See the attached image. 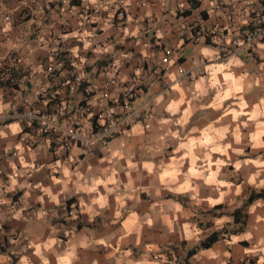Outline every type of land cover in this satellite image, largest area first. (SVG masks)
I'll return each mask as SVG.
<instances>
[{
	"label": "clouds",
	"instance_id": "1",
	"mask_svg": "<svg viewBox=\"0 0 264 264\" xmlns=\"http://www.w3.org/2000/svg\"><path fill=\"white\" fill-rule=\"evenodd\" d=\"M55 2L0 0V84L17 82L13 70L22 85L34 84L23 105L19 93L13 98L0 88V142L10 169H0V243L7 236L9 248L0 264H13V256L15 264H264L259 0H202L208 21L198 11L177 19L193 10L190 0H83L81 8L62 0L58 10L48 7ZM24 8L31 19L20 15ZM121 8L127 21L120 13L117 26ZM200 24L205 31L193 36L191 25ZM62 42L73 93L81 82L91 85L90 98L80 95L75 104L66 98L67 73L64 92L44 81L56 64L45 59ZM100 57L108 59L99 64ZM145 63L155 71L145 73ZM141 86L147 92L137 91ZM41 94L65 97L54 106L58 114L42 117L33 107ZM85 101L87 109L60 120ZM34 119L42 125L37 135L25 131ZM43 130L70 138V154L63 147L48 152L52 139L39 143ZM16 192L23 195L13 203Z\"/></svg>",
	"mask_w": 264,
	"mask_h": 264
},
{
	"label": "crops",
	"instance_id": "2",
	"mask_svg": "<svg viewBox=\"0 0 264 264\" xmlns=\"http://www.w3.org/2000/svg\"><path fill=\"white\" fill-rule=\"evenodd\" d=\"M82 2L83 0H71V5L75 8H81V5H82ZM190 2L192 3L193 5V10L190 11V12H183V13H180L177 17V19L180 18V16H183L185 19H188L189 17H191L195 12H199V18L202 20V21H208L209 20V16H208V13L206 11H200V8H201V3H202V0H190ZM63 3H62V0H56L55 3H52L51 5H49L48 7L52 8V9H59L61 7H63ZM44 11L47 13L48 12V8H45ZM139 10L137 9V12ZM258 12H264V0H259V3H258ZM120 13H123L124 14V22L126 23L127 21V13L124 12L123 8L119 9L118 13H117V17H116V25L118 26L120 23H121V19H120ZM91 15V12L89 13ZM20 15L22 16H27L29 19L32 18L33 16V12L31 9H28V8H24L22 9ZM106 15V14H105ZM91 27L93 28H96L98 27L96 24H92ZM192 27V34L193 36H196L198 37L200 34H202L204 31H205V28H204V25L203 24H200V25H191ZM62 32L65 31L63 28L60 29ZM227 34V32H225ZM98 36H103V32H100L98 31L96 33ZM147 33L145 34V36L147 37ZM182 39L185 40V45L187 46L191 41L189 39V36L188 35H184L181 37ZM109 41H114L115 40V36L112 35V36H109L108 37ZM207 42L209 44H211L210 40H207ZM264 42V41H262ZM127 44L131 45L132 44V41L129 40L126 42ZM153 43H155V41L153 40ZM60 48H63L65 50V45L64 43L62 42L61 45H60ZM167 48V44L164 45L163 48H160V47H157L155 48L154 50L157 51V52H160V51H163L164 49ZM125 50V47L124 46H121V45H117V51H124ZM66 54H65V60H66V64H71V56L70 54L65 50ZM251 55L254 57V59L259 62V57L256 55V53H251ZM87 56L89 57V59H92L93 57V54L91 52L87 53ZM47 59L48 57H46L45 59V63L47 64ZM108 57H100L98 60H97V63L99 64H104V61L107 60ZM180 63H184V60L181 59ZM106 66V65H105ZM68 67L69 65H65L64 69H57L56 70V74H55V77L51 78L52 80H50L49 82L54 86L55 88V91L56 92H64L65 89H64V80L62 78V73H67V79L70 78V75H69V71H68ZM95 68V65H89L85 68V71L89 72V73H92L93 70ZM155 69V66L153 65L151 67V70H150V66L145 63L144 64V71L145 73L147 74H151L152 70ZM8 69H5L4 72H7ZM14 72V70H13ZM162 75H163V72H162ZM161 75V76H162ZM40 77L38 76L37 79H39ZM97 78H98V74H97ZM58 79L60 80V84L57 85V81ZM86 83V82H85ZM81 87V86H80ZM79 86H77L78 88V92L77 93H73V89L72 87L68 86V88L66 89V98L72 102V103H76L78 97L80 95H83L82 94V91H81V88ZM0 88H5L8 92V94H10L13 98L16 97V94L19 93L21 95V97L23 98L21 101H19L18 103H22L23 101H28V98L32 95V92H33V89H34V84L33 82H31V80H29L27 82V84L24 86V88L22 89H12L10 88V86L7 84V85H4V84H0ZM141 88L144 90V92H147L145 90V87L144 86H141ZM52 90H50L51 92ZM65 97H62L60 95H56L55 98L53 99L52 95H43L42 94V99H44V102L45 100H48L49 103L46 105V111L47 113L49 114V116H53L54 111V106L56 105H60L62 100L64 99ZM74 108V107H73ZM19 111L21 113H23V109L21 108V106L19 107ZM57 113V112H56ZM72 114V113H71ZM60 120L63 121L65 120L63 117H60ZM39 124L36 123L34 126L32 127H25V131L32 134V135H37V133L34 131V130H38L37 129V126ZM59 134L57 132H53L52 134L48 135V136H43L42 134H39V143H43L45 140H47L48 138H51L52 139V142L55 140V138L58 136ZM20 138L17 137V140H19ZM33 147H37L38 145L37 144H33L32 145ZM3 147H4V142H0V169H6L7 171H10V169L7 168V158L4 156V153H3ZM49 152V150H48ZM94 155H97L99 156L100 155V152L98 150L94 151ZM83 159V158H81ZM0 176H3L2 173H0ZM4 179H6V176H3ZM38 179H44L42 176L39 177ZM47 182V181H45ZM23 195L22 192H16L14 195H11V199L13 201V203H17L20 201V197ZM143 199L147 200V197H142ZM76 201L74 199H70L68 201V210H69V213L71 212V205L73 203H75ZM220 209H216V211H219ZM81 227H83V225H81ZM79 230V229H78ZM11 231V228L8 224H5L4 226V232L7 233V232H10ZM18 235V233H17ZM15 238V237H14ZM8 244V238L7 236L3 237V242L0 243V253H8L9 252V248L6 246ZM244 247H247V245H244ZM189 257H191L192 253H189L188 254ZM15 259L16 257L13 256L12 257V260H13V264H15ZM232 264H237V261L234 259L232 261ZM242 264V262H241ZM253 264H255V262L253 261Z\"/></svg>",
	"mask_w": 264,
	"mask_h": 264
},
{
	"label": "built area",
	"instance_id": "3",
	"mask_svg": "<svg viewBox=\"0 0 264 264\" xmlns=\"http://www.w3.org/2000/svg\"><path fill=\"white\" fill-rule=\"evenodd\" d=\"M253 19H257V15H256V13H253ZM258 19L259 20H261V21H264V12L262 13H260L259 12V16H258ZM260 27L261 28H264V23H261L260 24ZM252 31L254 32L255 31V28H253L252 29ZM224 35H227L226 33H224ZM245 39H246V37H245ZM208 40H210V42L212 43V41H211V35H209L208 36ZM262 42V41H261ZM61 50L59 51V53L58 54H56L55 55V57H51V56H49L48 57V59H47V64L48 63H51V61L53 60V59H55V61H56V64H55V66L53 67V70L50 72V73H48L47 72V70H46V72H45V77H44V81H45V83H49V79H51L53 76H54V72L57 70V69H60V62H63V68H61V69H64V67H65V65H66V60H65V54H66V52H65V50L63 49V48H60ZM250 52H251V50H250ZM67 65H69V67H68V71H69V75H70V78H68L69 80H71V84L69 85L70 87H72V85H76L77 84V82H76V79H75V76H73L71 73L73 72V69H72V64H67ZM58 67V68H57ZM57 68V69H56ZM152 71H155V69H153ZM160 75H162V71L160 72ZM13 76L16 78V83H11V82H9L8 83V85L10 86V88H12V89H22V88H24V86L27 84V82H25L23 85L21 84V82H20V77H19V75L14 71L13 72ZM40 79V78H39ZM77 86H81L80 88H81V91H82V94H83V96H86V97H89L90 98V95H89V93L87 92V91H85V89L86 88H88V87H90L91 85H89V84H87V82L85 83V82H81V83H79ZM145 87V86H144ZM139 90H142V91H144L142 88H140V89H138L137 91H139ZM145 90L147 91L148 90V88L147 87H145ZM91 95H95V92H93ZM27 101H23L21 104L23 105V104H25ZM123 102H124V97H123V95H121V97H120V103H121V105H123ZM112 103L113 102H111V101H109V104H110V106L112 105ZM33 107L36 109V110H38V112H39V114L42 116V117H52V116H49V114L47 113V111H46V105H45V102H44V99H42V94L41 95H39L38 97H37V99H36V101H35V103H34V105H33ZM87 107H88V105H87V103H86V101L84 102V103H80L79 105H78V107H74V108H72L71 110H70V112L69 113H66L65 114V116H62L64 119H71L72 117H74L75 115H76V113L78 112V111H80V110H82V109H87ZM21 108L23 109V112L25 111V108L23 107V106H21ZM72 113V114H71ZM55 114H58V111H57V113H55ZM54 115V114H53ZM36 123H38L39 125L37 126V129L39 130V129H41L42 128V125H41V123H40V120L39 119H34V120H32V122H31V127L32 126H34ZM92 123L93 124H95L96 123V120L94 119L93 121H92ZM75 127H79V125L77 124V125H74ZM54 131H49V130H43L40 134H42L43 136H48V135H50V134H52ZM70 139V138H69ZM69 139H61V137H60V134L55 138V140L53 141V143H52V145H51V147L48 149L49 150V152L50 153H55L56 152V150H57V148H59V147H63V148H65V149H69V151H68V153L67 154H70V148H69ZM77 143V146H80L79 145V142H76ZM80 158H84V157H80Z\"/></svg>",
	"mask_w": 264,
	"mask_h": 264
},
{
	"label": "trees",
	"instance_id": "4",
	"mask_svg": "<svg viewBox=\"0 0 264 264\" xmlns=\"http://www.w3.org/2000/svg\"><path fill=\"white\" fill-rule=\"evenodd\" d=\"M67 65V64H66ZM55 74L57 73L56 71L54 72ZM55 74H54V76L53 77H55ZM52 77V78H53ZM49 80H52V79H49ZM53 143V142H52ZM52 145V144H51ZM262 195H264V194H262ZM253 196H255V194L253 193ZM243 219V217L239 214V213H237V222H239L240 220H242ZM214 240L216 239L215 237L213 238ZM189 254V253H188Z\"/></svg>",
	"mask_w": 264,
	"mask_h": 264
}]
</instances>
